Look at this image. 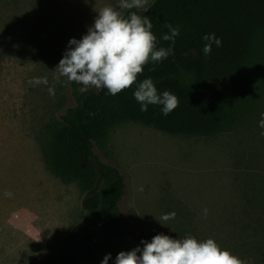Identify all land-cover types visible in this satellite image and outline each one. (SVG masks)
I'll list each match as a JSON object with an SVG mask.
<instances>
[{"label": "rangeland", "instance_id": "rangeland-1", "mask_svg": "<svg viewBox=\"0 0 264 264\" xmlns=\"http://www.w3.org/2000/svg\"><path fill=\"white\" fill-rule=\"evenodd\" d=\"M119 3L0 0V264H44L49 255L78 247L93 225L85 207L93 191L82 194L76 183L53 175L41 145L47 123L76 104L75 82L55 79L69 40L81 39L100 9ZM36 77H47L48 84L33 86ZM260 119L213 137L169 135L134 122L116 126L110 141L115 160L102 158L125 178L122 221L114 235L91 242L92 256L81 262L101 264L111 253L108 264H115L120 251L142 248V240L162 233L214 238L248 264H264ZM101 185L99 178L96 189ZM173 211L174 219L158 221Z\"/></svg>", "mask_w": 264, "mask_h": 264}, {"label": "trees", "instance_id": "trees-1", "mask_svg": "<svg viewBox=\"0 0 264 264\" xmlns=\"http://www.w3.org/2000/svg\"><path fill=\"white\" fill-rule=\"evenodd\" d=\"M132 11L151 19L156 48L172 47L174 53L149 60L136 83L115 96L106 88L81 91L75 82L76 104L47 123L41 145L46 166L63 182L76 183L82 194L93 191L85 198L93 225L78 247L49 255L44 264H84L81 260L92 256L91 242L118 232L125 178L102 158L115 160L110 141L116 126L134 122L169 135L213 137L249 127L264 113V0H151L146 12ZM166 23L179 26L174 45L162 39ZM211 33L222 45L213 44L204 56L203 36ZM149 77L158 94L168 90L179 99L167 116L162 105L141 111L134 98L138 84Z\"/></svg>", "mask_w": 264, "mask_h": 264}, {"label": "clouds", "instance_id": "clouds-1", "mask_svg": "<svg viewBox=\"0 0 264 264\" xmlns=\"http://www.w3.org/2000/svg\"><path fill=\"white\" fill-rule=\"evenodd\" d=\"M132 9L148 10V0H120L118 7L105 6L100 9L81 39L71 38L62 59L56 69L60 77L76 82L87 90L90 86L96 89L106 88L115 96L130 88L137 81L149 60L153 62L167 59L174 53L172 47L156 48L157 38L151 31L152 22L148 16H141ZM127 12V15H125ZM168 32L162 39L175 43L180 34L179 26L166 23ZM202 53L209 56L212 46L222 45V40L214 33L205 34ZM33 86L48 84L47 77H36L30 81ZM50 96H55L54 87H49ZM141 105V111H147L148 105H162L165 116L179 106L178 97L165 90L158 94L154 81L149 77L140 82L133 93ZM259 127L264 129V113L261 114ZM264 135V131L261 132ZM142 190V189H141ZM6 198L13 193L5 191ZM208 209H204L207 216ZM176 213L162 215L158 220L163 222L174 219ZM139 245L129 251H120L115 257V264H248L229 249L222 248L214 238L197 240L192 235L184 238H173L166 234H156L150 241L142 240ZM111 253L104 256L101 264H108Z\"/></svg>", "mask_w": 264, "mask_h": 264}]
</instances>
